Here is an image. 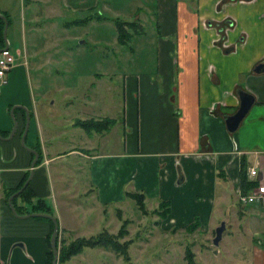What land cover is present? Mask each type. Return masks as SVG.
Listing matches in <instances>:
<instances>
[{
	"label": "crops",
	"instance_id": "0c3cea01",
	"mask_svg": "<svg viewBox=\"0 0 264 264\" xmlns=\"http://www.w3.org/2000/svg\"><path fill=\"white\" fill-rule=\"evenodd\" d=\"M20 1L29 4L36 0ZM99 1L102 9L108 7L107 0H95V5ZM142 6L135 7L132 23H137L135 32L141 31L139 11L143 8L154 23L153 36L143 42L149 45L152 71H138L130 82L126 77L121 87L118 138L108 137L116 123L114 117L102 133L72 124L76 118L89 116L86 109L96 110L97 117H108V99L80 96L78 87H53L52 93L30 87V95L34 89L37 100L33 95L28 106L14 102L25 105L28 113L23 144L40 155L28 180L34 195L31 203L42 199L63 234L74 229V222L80 233L94 223L101 228L102 210L122 208L128 198L125 192L142 193L144 202L152 199L155 205L166 201L169 212L162 222L167 228L182 229L196 218V229L204 233L219 224H214V218L224 219L228 209L232 217L238 213L243 219H259L264 226V212L244 213L238 204H249L237 201L240 166H245L246 179L248 168L255 169L256 180L264 185V72H253L264 61V0H152ZM110 19L89 15L81 23L102 28ZM57 24L49 23L53 28ZM40 28L41 24L28 22L29 35ZM114 29L117 35L115 25ZM99 37L97 34L92 42L100 43ZM130 39L129 33L123 44ZM61 41L65 44L67 39ZM136 41L135 48L143 52L142 41ZM28 42L24 54L32 60L23 62L28 70L37 73L41 69L43 64L34 58L39 51L46 53L50 69H58L64 61L63 55L57 57L58 43L51 45L56 49L50 54L44 43ZM62 48L70 49L69 45ZM238 91L251 94L253 103L236 130L228 132L224 118L237 109ZM20 105L13 106L16 127L12 136L7 137L6 125L1 124L0 129V264L8 249L10 264H46L49 223L16 217L3 201L4 193L29 173L32 159L20 143L25 121ZM110 145L112 150L104 151ZM67 157L75 163L58 165L57 160ZM16 205H21L19 197ZM29 206L25 204V209ZM260 235L264 237V230ZM262 243L250 245L249 262L240 259L234 264H264Z\"/></svg>",
	"mask_w": 264,
	"mask_h": 264
},
{
	"label": "rangeland",
	"instance_id": "374dc122",
	"mask_svg": "<svg viewBox=\"0 0 264 264\" xmlns=\"http://www.w3.org/2000/svg\"><path fill=\"white\" fill-rule=\"evenodd\" d=\"M36 1L21 4L20 0H0V10L5 11L0 12L8 18L5 39L13 57V64L5 74V83L0 87V129L1 124L6 125L5 128L7 127L9 133L12 127V120L6 112L7 107L11 109L13 106L20 105L19 103L28 106L31 101L30 97L33 95L34 100H37V93L34 89H32L33 94L30 95V87H41L47 92L51 91L50 93H52L53 87H78L77 94L80 96H91L94 100L100 96L103 99H108L109 107L106 114L109 118L97 117L96 110L86 109L89 116L84 119L76 118L72 120V124L77 126L75 123L78 121L102 122L104 124V120L114 117L116 123L108 137L118 138L121 134L118 128V123L121 122V87H124L126 77L130 82L132 77H136L134 74H138V71L144 73L152 71L149 45L143 42L153 36L155 26L147 18L143 8L142 11H139V16L143 19L141 31L136 30L135 32L134 29H126L132 39L128 40L126 44H119L115 41L113 19L132 22L136 16L135 7H143L142 5L146 7L152 3V0H107L108 7L106 9L101 8L100 1L98 5H95V0L92 2H88L89 0ZM53 7L55 10H50ZM89 15L102 16L106 20L108 17L112 19L103 23L102 28L95 26V23L82 24L81 22L89 18ZM28 22L39 23L41 28L29 35ZM50 22L58 24L53 28L49 25ZM63 22L72 23L63 27L61 26ZM136 25L137 23H134V26ZM97 34L100 36V43L94 44L92 40ZM64 38L67 39L65 44L61 41ZM23 39L24 42H22ZM28 40L33 41L32 43L36 45L44 43L50 48V54H53L52 50L56 49L51 45L58 43L59 55L57 57H60L61 54L63 55L62 60L64 59L60 62L58 69L48 68L45 63L46 59H44L46 53L39 51L34 58L39 59L43 64L41 69L37 73L32 68L28 70V64H23L24 61H29L30 64L32 60L24 54L27 47L25 42L26 45L29 44ZM136 40L142 41L140 46L144 47L143 52L135 48ZM63 44L69 45L70 49L64 51ZM105 87H108L107 91L104 89ZM16 101L19 103H14ZM8 104L10 105L8 106ZM25 105L20 106L26 109ZM61 110L63 114L67 113L63 109ZM76 110L80 116L82 114L81 107L78 106ZM91 112L93 113L90 114ZM117 129V133L114 134ZM78 131L81 133L82 130ZM104 131L106 129L97 133ZM107 150H112L111 145L104 149V151ZM70 162L73 164L75 160L72 157L57 160L60 166ZM78 201L82 202L83 199ZM86 202L89 203V198L86 199ZM233 204L232 202V209L236 210V206ZM238 206V209L244 213L254 212L259 215L264 212V204H249L245 207L238 204ZM143 207V210L139 209L133 200L125 198L122 208L107 207L102 210L101 228L94 223L90 229L80 233L77 230L78 225L74 222L75 227L69 233L63 234L60 231L58 233L57 239H62L63 243L67 244L78 238L94 236L100 231L114 235L122 221L126 220L125 234L118 238V241L127 242L125 248L127 260L109 249L95 247L84 248L81 253L79 252L80 254L72 255L65 262H56V264H189L187 254L192 256L194 264H234L235 260L240 259L249 262L250 245H260L263 244L262 240L264 241V237L260 235L264 226L261 225L259 219H243L237 212V217H232L231 209H228L224 214V219L214 218V224L224 220L227 222V224L225 222V230L222 232L218 246L214 247L211 245V238L213 237V228L218 224L204 233L199 229L188 233L184 228H167L162 222L163 219L158 216L163 208L158 204L155 205L152 199H146L145 202L143 200ZM97 214V211L93 212L94 217ZM10 252L11 250L8 249L3 264H10Z\"/></svg>",
	"mask_w": 264,
	"mask_h": 264
},
{
	"label": "trees",
	"instance_id": "16d2710c",
	"mask_svg": "<svg viewBox=\"0 0 264 264\" xmlns=\"http://www.w3.org/2000/svg\"><path fill=\"white\" fill-rule=\"evenodd\" d=\"M2 14L4 15V17L6 18V21L8 23L7 16L4 13H2ZM113 22H114V25L116 28V33H117L116 40L118 43L123 44L129 37V33H128V31H126V29H131V28L133 29L134 23L118 21L116 18L113 19ZM2 27H3V21L0 20V48L3 47V40H2V35H1ZM103 122H104V124H102V122L93 123L90 121H78L75 123V125L81 127L82 129H84L86 131L94 130V131L98 132V131H101L102 129H108L113 124L112 119H106ZM39 161H40V155L38 154L37 160L34 163V165L39 163ZM27 175L28 174L25 173L23 175V177L20 179V181L18 182V184L14 188L9 189L4 193V203L5 204H6L7 197L10 194H12L13 192L17 191L23 185ZM256 183H257L256 180L246 179L245 166L244 165L240 166L239 187L241 189V192L242 193L248 192V190H250L252 187H254L256 185ZM125 196L130 198L131 200H133V202L137 208L142 209V210L144 209V207H143L144 195L142 193L125 192ZM17 197H19L20 201H21V205H19V206L16 205V198ZM32 199H34V195L31 192V190L28 186V183H27L22 188V190L16 196H14L11 199V204H12L16 214L22 215V214L31 213V212L51 214L49 211V208L45 205V203L43 202L42 199L35 198L34 203H31ZM25 204L30 205L29 210L25 209ZM6 206H7V204H6ZM158 206L163 208V211L159 212L158 216H159V218L164 219L169 212L168 204L166 201L165 202L160 201L158 203ZM117 216L119 217L118 212H117ZM36 219L45 220L50 225L48 235L46 236V244L48 247V251L45 254L46 264H50V261L52 259V252L50 250L48 241H49V236H50V233L52 230V224L48 219H44V218H36ZM126 223H127V221L123 220L118 231H117V233H115L114 235L108 234L105 231H100L99 233H97L94 236H90L88 238H78V239H75L74 241H71L67 244H64L62 239H59V240L57 239L58 233H59V230H58L57 235L55 237V245H56V247L58 246L57 262H61V263L65 262L66 260H68L69 257L81 252V250L84 248H95V247H101L104 249H109V250L115 252L116 254L121 255L124 259L127 260V257L125 254V248H126L127 242L123 243V242L118 241V238L122 237V235L125 234L124 227H125ZM197 227H198L197 219L194 218L190 224H188L187 226L184 227V230L189 233V232H192L193 230H195ZM189 255L190 254H187V259H188L189 264H194L192 261V256L190 257Z\"/></svg>",
	"mask_w": 264,
	"mask_h": 264
},
{
	"label": "water",
	"instance_id": "95a60500",
	"mask_svg": "<svg viewBox=\"0 0 264 264\" xmlns=\"http://www.w3.org/2000/svg\"><path fill=\"white\" fill-rule=\"evenodd\" d=\"M0 20L3 21V27L1 30V35H2V40H3V47L2 48H6L7 47V41L5 39V30H6V25H7V21L6 18L4 17V15L2 13H0ZM253 72L255 73H261L264 72V61H262L261 63H258L254 68H253ZM238 98H239V104L237 109L234 111V113H232L231 115L225 116L224 118V125L225 128L228 132H233L236 130V128L238 127L240 121L242 120V118L245 116V114L247 113L248 109L250 108V106L253 103V96L245 91H238ZM20 108H22L24 110V128H23V132L20 136V143L22 146H24L23 144V139L24 136L26 134V130H27V125H28V113L26 112V109H24V107L19 106ZM12 110L13 107L11 109H9V117L12 120V127L8 133V138H10L15 130L16 127V123L14 121L13 115H12ZM25 149H27L31 154H32V159L30 161V170L29 173L23 183V185L15 192H13L12 194H10L7 197L6 203H7V207L10 210V212L16 216V217H20V218H26V217H34V218H44V219H48L51 224H52V230L49 236V247L50 250L52 252V259L50 261V264H56L57 262V247L55 245V237L57 235L58 232V223L57 220L54 216H52L51 214H45V213H38V212H31V213H26L23 215H18L16 214V212L14 211V208L11 204V199L16 196L21 190L22 188L28 183V180L30 178L31 175V168L34 165V163L37 160V153L36 151H34L31 148H28L26 146H24ZM225 230V222L221 221L219 222V224L214 227L213 229V237L211 238V245L216 247L218 246V243L221 239V235L222 232Z\"/></svg>",
	"mask_w": 264,
	"mask_h": 264
},
{
	"label": "built area",
	"instance_id": "2783aa9c",
	"mask_svg": "<svg viewBox=\"0 0 264 264\" xmlns=\"http://www.w3.org/2000/svg\"><path fill=\"white\" fill-rule=\"evenodd\" d=\"M13 64V57L8 47L0 48V87L5 83V74ZM257 173L255 169L248 168L247 177L249 180H256ZM257 181V180H256ZM238 203L245 204H264V185L257 181L256 185L248 192H237Z\"/></svg>",
	"mask_w": 264,
	"mask_h": 264
}]
</instances>
